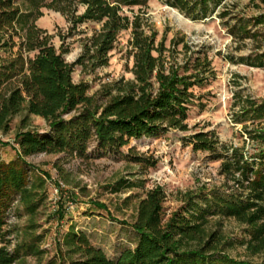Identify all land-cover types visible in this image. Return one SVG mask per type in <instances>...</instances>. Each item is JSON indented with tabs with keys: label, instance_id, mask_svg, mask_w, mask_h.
I'll return each mask as SVG.
<instances>
[{
	"label": "trees",
	"instance_id": "16d2710c",
	"mask_svg": "<svg viewBox=\"0 0 264 264\" xmlns=\"http://www.w3.org/2000/svg\"><path fill=\"white\" fill-rule=\"evenodd\" d=\"M39 1L31 0L35 12L25 13L18 0H0V49L7 52L0 61V130L8 131L19 114H24L25 121L39 116L48 123L46 131L17 134L16 159L7 162L0 158V241L4 243L0 264H16L27 248L38 250L27 239L17 244L13 253L6 245L15 202L32 223L41 203L40 182L30 181L27 157L39 153L87 157L92 142L95 151L109 153L117 152L131 139L158 136L172 129L188 131L189 111L199 100L196 88L205 86L212 73L207 53L195 55L192 51L184 64L167 61L168 48L163 41L158 42V33L146 16L151 0H51L44 4L69 15L72 29L84 23L100 25L84 41L80 56L67 62V49H57L53 36L35 24L42 14ZM222 1L166 0L192 20L208 18ZM79 6L84 7L82 14H77ZM124 30H131L133 77H121L90 94L87 82H75L76 68L89 74L108 65ZM18 35L19 44L14 40ZM241 61L264 67V52L242 57ZM240 112L242 120L264 119V100L247 98ZM257 125L258 129L245 128L251 139L263 146L264 124ZM187 141L195 150L206 152H215L220 142L213 132L195 133ZM222 166L239 173V185L249 189L245 201L213 197L203 208L200 195L190 194L185 205L166 218V191L157 187L148 190L137 206L132 223L138 234L134 248H126L112 259L91 242L89 235L71 226L60 245L59 261L55 258L46 264H264V259L250 262L232 258L227 253L231 243L225 241L222 231L208 229L211 215L233 217L249 225L247 247L254 254L264 252V147L251 156L234 147ZM95 206L107 210L105 205Z\"/></svg>",
	"mask_w": 264,
	"mask_h": 264
},
{
	"label": "rangeland",
	"instance_id": "374dc122",
	"mask_svg": "<svg viewBox=\"0 0 264 264\" xmlns=\"http://www.w3.org/2000/svg\"><path fill=\"white\" fill-rule=\"evenodd\" d=\"M50 1H39L42 14L35 24L53 36L57 49L61 46L67 49L64 54L67 62H74L82 53L84 41L100 25L84 23L72 29L69 15L44 6ZM18 2L25 13L35 12L31 0ZM148 4L146 16L158 33V42L163 41L168 48L165 52L168 62L184 64L192 51L195 55L207 53L211 62L212 73L207 83L196 88L199 100L189 111V130L172 129L158 136L131 139L117 152L95 151L92 142L87 157L45 153L27 157L30 181L40 182L41 203L32 223L15 202L6 245L13 253L16 245L27 239L38 250L25 249L16 264H46L55 258L59 261L60 245L71 226L89 235L91 242L110 258H118L124 249L136 246L138 234L132 223L137 206L148 190L157 187L166 191V218L184 206L190 194L200 195L199 204L203 208L213 197L239 202L249 195V189L239 185V173L226 171L222 164L234 147L248 156L264 147L253 141L245 128L258 129L257 124H264V119L242 120L238 115L247 98L264 100V67L241 61L242 57L264 52V0H224L203 20H192L166 0H151ZM83 11L84 7L79 6L77 14ZM245 28L248 31L244 34ZM19 35L14 39L17 44ZM130 37L131 30L120 33L109 64L96 72L85 74L76 68L75 82H87L89 93L93 94L121 77L132 78ZM6 56L5 49H0V61ZM24 118V114L16 115L8 131L0 130V158L4 161L17 158L19 132L48 128L47 121L39 116H31L27 121ZM198 132L215 133L220 141L215 152L195 150L187 141ZM96 203L105 205L107 210L96 207ZM208 218V229H220L225 241L231 243L227 253L232 258L250 262L264 259V252L254 254L247 247L249 225L218 214ZM3 245L0 241V247Z\"/></svg>",
	"mask_w": 264,
	"mask_h": 264
}]
</instances>
